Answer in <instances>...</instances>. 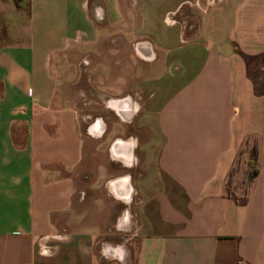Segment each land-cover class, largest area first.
Here are the masks:
<instances>
[{
  "label": "crops",
  "instance_id": "crops-1",
  "mask_svg": "<svg viewBox=\"0 0 264 264\" xmlns=\"http://www.w3.org/2000/svg\"><path fill=\"white\" fill-rule=\"evenodd\" d=\"M20 1L0 0L2 34H14L18 12L25 3L28 9L25 42L0 35V264L126 261V252L105 243L104 231H116L122 218L117 201L133 199L135 250L128 264H264V0H173L167 22L183 40L187 35L184 47L156 40L155 52L149 40L132 42L141 60H161L153 66L167 72L166 86L150 99L135 93L138 107L127 97L110 100L126 120L125 136L108 143L104 170L114 172L115 162L127 170L106 185L97 179L92 183L99 185H86L77 174L83 147L99 142L106 129L96 120L80 132L63 69L86 60L69 58L74 32L95 31L98 20L114 25L130 4L136 12L141 5ZM142 1L150 14L155 0ZM209 7L215 9L200 21L207 28L200 34L195 11ZM186 11L193 22L181 18ZM41 45H54L59 75L50 51L34 52ZM174 63L175 73L164 69ZM253 144L257 173L246 184ZM91 202L103 204L96 213L101 222Z\"/></svg>",
  "mask_w": 264,
  "mask_h": 264
},
{
  "label": "rangeland",
  "instance_id": "rangeland-1",
  "mask_svg": "<svg viewBox=\"0 0 264 264\" xmlns=\"http://www.w3.org/2000/svg\"><path fill=\"white\" fill-rule=\"evenodd\" d=\"M127 3L128 2L123 4L127 6ZM137 3H139L138 6L141 5L137 7L139 10H137L138 12L131 10L132 5L130 4L128 9L123 12L125 15L115 20L116 23L114 25H108V20L103 22L98 20L95 31L84 29L82 31H76L71 35L74 37L70 40V45L72 46L69 50H76H72L75 54H69V58L72 57L75 60H81V57L85 55L86 60L78 67L72 66L63 69V80L65 82L64 94L67 96L69 106L71 108L73 107L76 112V121L78 122L81 133L87 132L89 126L97 122L96 120H102L105 126L104 129H106V133L99 139V142L95 141L94 143L93 141L90 143L94 145L88 144L83 147L82 157H85V160L83 165L82 160L77 174L83 178L82 182L85 181L86 185H94L95 183H92V181L95 182L96 179L101 181V184L106 185V182L111 180L110 178L114 179V177H110L114 176V173L120 176L119 174L127 170L121 163H113L112 161L111 163L116 165V168L113 169L114 172L111 171L109 173L104 170V166L108 165V162H105L106 157H108V143L115 137L125 136L123 126L126 124V120L115 115L114 110L109 106L110 100L127 97L134 105V102L137 100V97L135 98V93L142 96L143 94L146 95L141 98V100L144 98L150 99V97L157 92L158 87L161 88L166 86L164 83L166 77L163 76V74H167V72L163 73L153 66L159 64L161 60L158 59L153 65L149 64L150 61L141 60L136 56L133 47L131 48L132 42L135 40H149L153 44L155 52H158L160 50L158 49L157 41L169 47H184L183 45L188 39L187 35H185L183 40V35L179 34L177 25L167 22L168 19L174 17L172 13H167L174 5L173 0L151 1L149 3L150 14L148 13L149 11H145V7L143 8L144 4L142 0H138ZM133 4L135 5L136 3ZM184 4H182L184 6L181 5L182 11L187 10L189 7L188 3ZM123 8H125V6H123ZM213 9H215V7H209L205 11L198 10V8L196 9L195 12L198 17H200L197 23L200 34H204L207 29L206 23H201L200 21L207 19L208 13L213 11ZM31 11L33 12V9H31ZM27 14L28 9L25 3L23 4V9L18 12L16 22H14L13 28L15 33L6 35L1 32L0 35L5 37L9 36V40L22 43L25 42ZM149 16L150 18H148ZM190 16L191 14L186 11L183 12L181 18H184L185 21L190 23L193 22L190 20ZM0 24H2V22H0ZM1 29H4L3 25H0V30ZM151 29L152 31H150ZM157 32L158 35H156ZM40 43L45 45L44 39H42ZM43 45L40 46L41 49L34 48V52L45 53L50 51L52 67L57 70L56 74L53 75L57 76L60 73L59 67H55L58 61V52L54 49V45H52L50 49H44L46 45L45 47ZM77 45H79L78 49ZM62 58L64 59L63 56ZM164 69L166 71L169 69L168 72L175 73L178 66L174 63L171 64L170 67ZM157 74H161V76H156ZM145 77H150V80L144 81ZM152 77L154 78L152 79ZM136 105L137 104H135L134 107H138V105ZM137 154H140V149L137 150ZM135 163L136 160L134 159L131 161L130 165H135ZM106 176L108 178L105 179L104 177ZM134 184H136V182ZM81 185H83V183ZM132 201H134V199ZM132 201L130 203L120 200L117 201L116 212L117 215H120L122 218L121 220H119L120 218L118 219L116 231L112 229L109 231L105 229L104 231V233L107 234L105 240H109L105 243L110 244L115 247V249L126 252V261L119 262L116 260L114 261L115 264H128L129 258L134 254L135 242L132 241V234L135 230L133 223V218L135 219V217L132 209ZM92 205L95 209V215L101 211V207H103V204H99V202H95ZM90 207V205L86 206L88 209ZM108 211L110 213L109 217H111L112 220V214L115 209L109 207ZM96 218L100 222L102 221L100 215H96ZM126 220L129 222L127 227L124 226ZM121 221L124 223L121 224ZM101 264L106 263L102 261Z\"/></svg>",
  "mask_w": 264,
  "mask_h": 264
},
{
  "label": "trees",
  "instance_id": "trees-1",
  "mask_svg": "<svg viewBox=\"0 0 264 264\" xmlns=\"http://www.w3.org/2000/svg\"><path fill=\"white\" fill-rule=\"evenodd\" d=\"M14 3L17 6H21L20 5L21 4L20 0H14ZM252 151H253L252 152V156L248 160L247 169H246V175H245V178H244V182L246 184H249L253 180V178L255 177V175L257 173L256 165H257V160H258V147H257L256 144L252 145ZM230 183H231V179H229V184ZM228 188L230 189L229 185H228ZM246 189H247V187H246ZM246 189H245L244 195L246 194Z\"/></svg>",
  "mask_w": 264,
  "mask_h": 264
},
{
  "label": "flooded vegetation",
  "instance_id": "flooded-vegetation-1",
  "mask_svg": "<svg viewBox=\"0 0 264 264\" xmlns=\"http://www.w3.org/2000/svg\"><path fill=\"white\" fill-rule=\"evenodd\" d=\"M119 104H120V107H122V108H119ZM118 104V108H119V110L121 111V114H122V116H127V113H126V110L127 109H125V108H123V101H121L120 103Z\"/></svg>",
  "mask_w": 264,
  "mask_h": 264
}]
</instances>
